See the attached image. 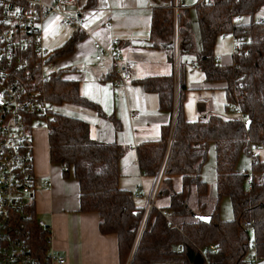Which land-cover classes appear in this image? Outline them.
<instances>
[{
  "label": "trees",
  "instance_id": "obj_1",
  "mask_svg": "<svg viewBox=\"0 0 264 264\" xmlns=\"http://www.w3.org/2000/svg\"><path fill=\"white\" fill-rule=\"evenodd\" d=\"M155 1L162 4L153 11L151 41L167 47L172 62L173 0ZM263 9L264 0H199L192 8L182 9L178 18L182 53L186 47L193 48L205 79L226 82L225 109L236 115L209 113L197 120L186 119V65L182 61L175 137L155 205L137 244L134 241L143 208L137 205L136 193L119 184L125 147L93 139L87 120L59 109L49 119L50 159L61 166L64 177L73 174L78 180L80 211L96 212L101 233L117 235L121 264L126 263L132 249L130 264H199L205 260L210 264H249L247 255L253 239L258 253L264 256V22L255 19ZM71 13L76 14L73 9ZM246 16L252 17L251 21L247 22ZM196 32L200 39L198 48ZM229 32L238 39L240 50L229 62H220L215 57V43L219 36ZM78 39L72 36L50 49V57L57 60L68 55ZM65 71L57 67L47 82H36L34 86L45 90L56 105L97 109L81 93L79 81L67 78ZM172 75L143 80L149 91L158 92L161 108L170 114L174 107ZM168 128L167 125L163 129L158 140L138 147L143 175L156 177L168 142ZM211 144L215 148V192L202 178ZM244 154L250 155V171L239 168ZM32 155L34 161L33 150ZM225 196L233 209V218L229 220L221 218V201ZM165 199L167 204H160ZM36 220L32 202L27 220L32 233L30 244L33 254L46 260L49 232L38 227ZM248 220L254 222L252 229L243 227ZM211 245L217 250L211 251Z\"/></svg>",
  "mask_w": 264,
  "mask_h": 264
},
{
  "label": "crops",
  "instance_id": "obj_2",
  "mask_svg": "<svg viewBox=\"0 0 264 264\" xmlns=\"http://www.w3.org/2000/svg\"><path fill=\"white\" fill-rule=\"evenodd\" d=\"M182 1L185 7L195 5ZM71 6L77 8L73 10L78 15L80 27L74 29L73 36L79 39L72 52L57 59V64H74L65 68L64 75L78 80L81 93L98 106L97 109H79L76 115L89 122L91 137L125 147L120 162L119 184L136 194L142 190L144 195L135 196V199H142L143 202L137 205L144 208L156 177H151L153 182L149 184L143 181L151 178L140 170L137 149L140 145L158 140L163 129L169 126L171 117L169 111L161 108L158 92L149 91L143 84L146 78L171 74L153 72L161 68L165 70V63L172 64L167 47L156 46L151 41L152 16L158 5L152 0H76ZM113 38L117 39L116 43H112ZM96 42L104 48L101 60L96 59ZM199 43V35L196 34V48ZM192 50L186 47L183 53L195 56ZM112 53L133 63V79L125 86L113 82ZM225 59L221 57L219 61L226 63L231 58L228 61ZM137 63L142 68L137 70ZM146 64L153 66L150 71L144 69ZM225 86L221 87L224 92ZM218 88L217 85L207 84L203 88L206 90L203 96L199 95L197 100L193 98L195 111H184L185 118L197 120L209 113H220L212 106ZM33 138L38 183L51 182L50 186L39 189L33 201L37 219H44L51 227L48 253L52 250L64 255V264H121L117 235L101 233L96 212L80 211L78 180L73 174L64 177L61 166L51 161L48 128H35ZM202 178L207 181L203 175ZM212 185L215 186V183ZM160 204L166 205L167 200Z\"/></svg>",
  "mask_w": 264,
  "mask_h": 264
},
{
  "label": "built area",
  "instance_id": "obj_3",
  "mask_svg": "<svg viewBox=\"0 0 264 264\" xmlns=\"http://www.w3.org/2000/svg\"><path fill=\"white\" fill-rule=\"evenodd\" d=\"M75 1L50 0L45 3L43 0H0V264L66 263L64 255L52 250L49 251L46 260L33 254L30 244L32 233L27 220L29 206L39 189L51 184L50 180L44 184L38 183L32 155L33 131L38 127H47L49 119L58 111L55 102L48 97L45 90L34 86L36 82L41 84L47 82L51 73L58 67L57 60L50 57V50L44 43V24L55 15L64 26L80 27L78 16L69 9ZM171 7L175 17L171 62L174 107L169 122L166 150L155 184L146 197L134 244L139 242L148 216L155 205L179 116L183 68L178 18L184 6L181 0H173ZM257 22L263 23L264 17H259ZM234 40L233 54L240 50L238 39ZM116 41V38L112 39V43ZM94 47L98 51L96 59L101 60L104 52L102 44L96 42ZM111 56L115 68L113 82L125 86L133 79V63L117 53H112ZM216 59L221 60V57ZM190 65L194 68L197 62L193 60ZM240 116L242 117V114ZM141 195H144L142 190L136 194V197ZM36 222L38 227L48 230L46 242L50 245V225L44 219H37ZM243 227L252 229L254 222L245 221ZM210 250L216 251L217 247L211 245ZM247 257L249 264H261L264 261V256L258 253L254 239ZM199 264H210V262L205 260Z\"/></svg>",
  "mask_w": 264,
  "mask_h": 264
},
{
  "label": "rangeland",
  "instance_id": "obj_4",
  "mask_svg": "<svg viewBox=\"0 0 264 264\" xmlns=\"http://www.w3.org/2000/svg\"><path fill=\"white\" fill-rule=\"evenodd\" d=\"M50 0H43V2L48 3ZM155 4L158 6L162 3L157 2L155 0H152ZM198 0H186V4L189 5H194L196 4ZM76 7L71 6L69 9H74ZM77 9V8H76ZM174 11V10H173ZM182 11V10H181ZM181 13V12H180ZM259 17H264V9L258 14V16L255 18L256 21ZM244 19L249 22L251 21L252 17L246 16ZM175 32V30H174ZM75 30L71 26H64L60 23L58 20L57 16H52L47 22L44 24V43L46 45V48L48 50L54 49L65 42L69 41V39L74 35ZM197 34V32H196ZM198 36V34H197ZM174 37V36H173ZM234 35L229 32L227 34H222L219 36L216 40L215 43V57H225L226 61L231 58L233 52H234ZM173 52V50H172ZM181 59L183 61V64L186 65L185 68V73H184V78H185V83L187 90L185 91V97L183 99V108L185 113L191 112L193 113L195 111L194 104H193V98L197 100V98L200 96H203L204 92L206 91L203 89L207 84H212V85H217L218 90L215 92L214 97L212 99V106L215 111H219L220 113L224 115H229V113L233 116L236 115L234 112H226L225 109V103H226V97H225V92L221 90V87H224L226 82L222 80H215L212 82H209L205 79V73L202 70V68L196 66L195 68L190 67V62L192 60H195V56L193 54H186L183 53L181 56ZM165 67V70L161 68L159 71H153V72H165L166 74L172 73V64L169 65V63ZM58 65V64H57ZM74 65L73 63H63L60 66L58 65L59 68L65 69V68H70V66ZM152 65H144V69L146 71H150V68H152ZM139 68H142V65L140 63H137L136 69L138 70ZM65 69V70H67ZM207 81V82H206ZM200 87V88H199ZM189 88V89H188ZM192 88H199V89H192ZM175 99V98H174ZM56 107L61 110V112L67 113L68 115L76 116L79 114V109H84V108H79L78 106H72V105H63L59 106L58 104ZM79 117V116H77ZM169 129V128H168ZM216 161H215V151L214 147L211 144L209 149H208V155H207V161L203 167L202 175L205 177V179L210 182V186L215 192V186L212 184L215 183V177H216ZM239 168L242 171H250L251 169V158L250 155L244 154L242 155L240 161H239ZM151 178V177H149ZM145 183L149 184L153 182V179H146L143 180ZM249 178L246 181V186H249ZM143 202L142 199H137V203L141 204ZM221 218H233V209L231 206V202L228 197H223L221 201ZM228 220V219H227ZM251 236H254L253 230H250ZM133 253L131 256H128V259L125 264H130L132 260ZM264 264V261L261 263Z\"/></svg>",
  "mask_w": 264,
  "mask_h": 264
},
{
  "label": "snow or ice",
  "instance_id": "obj_5",
  "mask_svg": "<svg viewBox=\"0 0 264 264\" xmlns=\"http://www.w3.org/2000/svg\"><path fill=\"white\" fill-rule=\"evenodd\" d=\"M17 11H19V9H17Z\"/></svg>",
  "mask_w": 264,
  "mask_h": 264
},
{
  "label": "bare ground",
  "instance_id": "obj_6",
  "mask_svg": "<svg viewBox=\"0 0 264 264\" xmlns=\"http://www.w3.org/2000/svg\"><path fill=\"white\" fill-rule=\"evenodd\" d=\"M137 244V243H136Z\"/></svg>",
  "mask_w": 264,
  "mask_h": 264
}]
</instances>
